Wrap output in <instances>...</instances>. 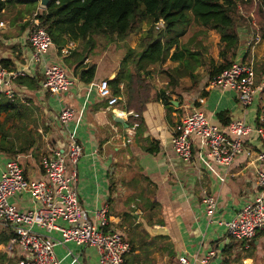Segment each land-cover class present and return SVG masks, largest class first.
Here are the masks:
<instances>
[{
  "label": "crops",
  "instance_id": "obj_1",
  "mask_svg": "<svg viewBox=\"0 0 264 264\" xmlns=\"http://www.w3.org/2000/svg\"><path fill=\"white\" fill-rule=\"evenodd\" d=\"M28 4L35 9L26 17L21 12L24 5L9 7L0 15V23H4L0 29V66L2 61L9 62L8 69L25 71L23 78L27 81V84L14 83L13 89L18 95L14 101L0 94L1 100L18 102V110L21 111L15 110L6 115L8 122L2 128L0 139L11 143L18 133L19 138L28 132L33 134L36 151L19 159L25 176L30 180H45L40 165L42 155L55 150L66 153L69 132H76V138L84 149V156L78 164L79 200L90 214L108 209V223L104 231L109 227V231L105 232L120 233L132 246L126 256V264H182V259L189 264H226L227 261L231 264H264V234L252 241L254 248H251L250 243L243 246L240 241L228 238L225 227L221 225V222L232 220L261 193L256 174L257 170L264 169V165H252L250 158L244 155L237 157L229 168L218 165L208 152L201 150L199 143L195 145L193 160L186 163L177 157L172 148L175 126L194 106L200 108L213 125L223 130H227L229 125H224L219 118L221 114L225 115L229 124L243 120L256 128L259 116L264 121V93H258L253 105L244 108L239 104L235 91L209 86L211 74L225 62L221 58L220 36L211 29L201 27L202 30L191 35L187 32L182 44L180 39L179 50L184 52L185 57L170 63L172 72L180 70L182 74V77L172 76L180 79L181 85L176 86V91L182 90L180 95L183 98L166 90L171 101L178 103L177 106L171 102L167 106L162 100L154 99L147 106L138 134L127 142L128 130L132 127L128 122L133 117L117 116L119 111L127 112L123 85L118 96L121 102L115 112L99 97L100 82L114 81L121 66L108 77H105L107 69L100 70L97 66L94 81L86 84L76 74L79 56L75 55L71 60L72 54L66 57L61 54L68 43L65 47L54 44L43 64H35L28 41L31 33L29 20L41 11V7L37 1ZM245 20L247 27L240 29L241 46L233 63L253 62L260 80L264 76V40L255 39L252 35L250 26L254 24L253 17ZM141 36L138 34V37ZM172 51L171 54L174 53ZM189 54L198 57L191 68L187 66ZM85 63L93 65L90 59ZM49 65H61L71 74L72 86L60 97L41 89ZM113 87L111 85L114 92ZM199 100H204V104H198ZM62 106L72 108L78 115L67 128L54 121ZM35 114H40L43 120V131L40 130L42 139L32 127L31 119L35 118ZM40 140L48 144L41 146ZM246 142L249 147L259 148L255 134ZM44 147L47 150L41 155ZM148 149L155 152L151 153ZM120 155L128 163H134L139 173L123 186L124 189L115 190L112 168ZM18 157L11 158L0 153V176L7 164ZM33 157L37 161H28ZM206 196L217 199L212 221L207 217L203 203ZM8 201L23 212L30 211L35 205L28 194L12 196ZM144 212L147 214L145 217ZM59 224L65 226L62 222ZM5 231L13 233L0 226V264H21L23 250L18 245H11L12 240L8 244L1 243ZM33 231L56 240L62 239L59 232H48L39 226H35ZM212 252L215 257L207 260ZM56 256L63 264H99L95 248L78 247L74 243L57 246Z\"/></svg>",
  "mask_w": 264,
  "mask_h": 264
},
{
  "label": "built area",
  "instance_id": "obj_2",
  "mask_svg": "<svg viewBox=\"0 0 264 264\" xmlns=\"http://www.w3.org/2000/svg\"><path fill=\"white\" fill-rule=\"evenodd\" d=\"M259 1V0H256ZM44 12L33 15L29 20L31 33L28 38L32 48V61L43 64L50 49L54 46L52 37L43 26L40 17ZM4 23H0V29ZM164 21L156 25L157 30H164ZM78 44L69 42L61 50L66 57L76 50ZM26 72L11 70L0 66V94L10 100L18 96L13 85ZM72 86L69 72L61 65L46 67L41 89L54 97L67 93ZM211 88L238 93L241 106L253 105L258 93H264V76L258 80L253 62H235L230 68L209 82ZM99 97L107 107L116 111L121 99L113 94L110 81L99 84ZM203 105L204 100L197 101ZM77 112L62 106L61 112L54 118L56 123L69 127L77 119ZM120 118H138L135 113L119 111ZM81 118V116H80ZM80 118L78 120H80ZM139 125L133 124L128 130V141L137 135ZM255 134L259 148L247 145L246 140ZM208 152L209 157L218 165L231 167L237 157L248 156L250 164L264 165V128L253 127L243 120L231 122L227 130L213 125L206 114L197 107L188 109L181 122L175 126L172 136V148L178 158L190 163L194 157L195 145ZM84 156V149L76 138V132H69L68 151L55 150L42 155L40 165L45 180H30L19 163V156L11 160L0 176V226L10 230L15 237L11 245H18L24 252L21 264H63L56 256V248L66 243L78 247L95 248L99 255V264H126V256L131 252V244L118 232H105L108 223V209L103 208L90 214L81 204L78 196V164ZM256 183L261 191L252 203L242 208L230 221L221 222L227 237L236 241L251 243L260 234H264V169L257 170ZM18 194H28L33 200L34 208L23 212L11 205L8 199ZM209 220H213L217 210V199L206 196L203 200ZM62 222L65 226L59 224ZM35 226L48 232H59L61 240L43 236L33 231ZM12 246L9 247V250ZM210 253L207 260L215 257ZM182 264H189L184 259Z\"/></svg>",
  "mask_w": 264,
  "mask_h": 264
},
{
  "label": "trees",
  "instance_id": "obj_3",
  "mask_svg": "<svg viewBox=\"0 0 264 264\" xmlns=\"http://www.w3.org/2000/svg\"><path fill=\"white\" fill-rule=\"evenodd\" d=\"M31 2L35 1L0 0V15L9 7ZM247 17H253L254 24L250 28L254 38L264 40V0H52L40 20L54 44L59 47H65L69 42L77 44L85 42L87 46L92 47L95 36H105L126 43L131 36L141 34L146 25L150 27L140 41L138 49H127L126 56L121 60L120 73L110 82V85L114 86L115 96L121 94L123 85L126 111L139 116L131 118L128 124L132 126L137 123L140 128L147 106L154 99L162 100L167 106L172 100L167 91H155L151 82L152 73L148 67L163 65L168 60L181 61L185 54L179 50L180 39L187 34L188 28L195 24L215 31L221 38V58L225 62L211 74V77L220 75L233 64L241 46V21ZM160 21H164V30L156 29ZM164 34L167 35V39L163 41L161 37ZM174 48L176 50L171 54ZM197 58L195 54H189L188 68H191ZM87 59L89 57L84 58L85 62ZM132 64L134 69H131ZM1 65L8 68L9 62L2 61ZM96 72L95 64L83 67L81 61L76 67V74L86 84L94 81ZM172 75L182 77L180 70L170 73V77L174 79ZM25 79L19 78L18 83L27 84ZM19 105L18 102L4 101L0 98V134L8 122L6 115L18 110ZM219 118L225 126L229 125L224 114L219 115ZM257 124L258 127L264 128L260 116ZM18 134L11 143L0 139V153L13 158L36 151V140L31 132L22 138H19ZM147 151L155 152L152 149ZM105 231H109V227ZM4 235L1 239V243L4 244H8L15 237L14 233L8 231H5ZM246 244L244 242L243 246ZM249 245L254 248L252 242Z\"/></svg>",
  "mask_w": 264,
  "mask_h": 264
},
{
  "label": "rangeland",
  "instance_id": "obj_4",
  "mask_svg": "<svg viewBox=\"0 0 264 264\" xmlns=\"http://www.w3.org/2000/svg\"><path fill=\"white\" fill-rule=\"evenodd\" d=\"M35 7H33L30 4H24V7L21 8L22 14L26 17L28 14H30ZM30 24V23H29ZM31 26V25H30ZM247 27V22L244 19L241 21L240 29ZM149 26L146 25L143 29V32L140 34L141 37H138V35L131 36L126 43L121 42L118 39L113 38H107L105 36H95L94 37V44L91 46H87L85 42H78V49L74 50L71 54V60L72 57L75 55L79 56V59L77 60L78 63L83 61V67L88 66L90 63H85L84 58L89 57L90 61L95 64L96 66L100 67V70H103V68L107 69L106 76L108 77L112 71H116L117 69H120L121 66V60L126 56L127 49H138L140 41L142 38L147 34L149 31ZM199 30H202V28L198 25L192 24L188 28V33L191 35L192 33L198 32ZM210 30V29H209ZM133 37V38H132ZM113 39V40H112ZM161 39L164 41L167 39V35H163ZM184 37L181 39V44L183 42ZM135 46L134 48H132ZM91 48V50H89ZM174 51V50H173ZM172 51V52H173ZM69 57V58H70ZM171 61H167L163 65H155L148 67V70L152 73L151 74V82L155 88V91L161 92V91H168L170 94H175V96L183 98L182 95H180V92L182 90L178 89V92L176 91V86L180 87L181 83H179L180 79H173L171 84L170 79V73L172 72V65L170 63ZM70 67V66H69ZM65 68V67H64ZM67 71L68 69L65 68ZM131 69H134V65L132 64ZM69 72V71H68ZM170 72V73H169ZM70 74V72H69ZM71 75V74H70ZM167 82H169L167 84ZM183 85V84H182ZM185 87V85L183 86ZM185 89V88H184ZM183 89V91H184ZM185 92V91H184ZM119 94L118 96H120ZM116 96V97H118ZM264 104V101H263ZM262 121V120H261ZM264 122V121H262ZM32 127L35 132L41 135L42 139V127H43V120L40 116V114H35V118L31 119ZM29 127V126H28ZM42 130V131H40ZM138 134V131H137ZM38 141V140H37ZM40 145L45 146L48 144V142H43L40 140ZM47 150L46 147H44V151L41 153H45ZM117 156V154H115ZM35 158H30L28 161H33ZM36 160V159H35ZM23 159H21L22 163ZM37 161V160H36ZM134 163H128L127 159H124L122 155L118 156V161L113 164V174H114V188L115 190L124 189L123 186H126L132 178L138 176L139 171L135 170ZM142 216V215H141ZM144 217L147 216V214L144 212ZM244 244V242H240V245ZM247 245V244H246ZM10 264H13V262H10Z\"/></svg>",
  "mask_w": 264,
  "mask_h": 264
},
{
  "label": "water",
  "instance_id": "obj_5",
  "mask_svg": "<svg viewBox=\"0 0 264 264\" xmlns=\"http://www.w3.org/2000/svg\"><path fill=\"white\" fill-rule=\"evenodd\" d=\"M37 1L40 4L41 9H43L44 11H46L49 6L51 5L52 0H34ZM172 104L174 105H178V103L171 101ZM123 123V121H121Z\"/></svg>",
  "mask_w": 264,
  "mask_h": 264
}]
</instances>
